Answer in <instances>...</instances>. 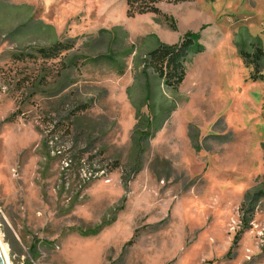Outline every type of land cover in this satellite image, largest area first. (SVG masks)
Instances as JSON below:
<instances>
[{"label":"rangeland","instance_id":"374dc122","mask_svg":"<svg viewBox=\"0 0 264 264\" xmlns=\"http://www.w3.org/2000/svg\"><path fill=\"white\" fill-rule=\"evenodd\" d=\"M161 10L177 32L123 0H0L11 264H264V58L254 81L242 56L264 52V0ZM189 32L204 51L174 91L144 62Z\"/></svg>","mask_w":264,"mask_h":264},{"label":"trees","instance_id":"16d2710c","mask_svg":"<svg viewBox=\"0 0 264 264\" xmlns=\"http://www.w3.org/2000/svg\"><path fill=\"white\" fill-rule=\"evenodd\" d=\"M127 8V17L135 19L137 16L153 15L164 18L171 23V29L177 32V23L174 18L164 14L161 10L162 5L179 6L192 3L195 0H123ZM199 36L189 32L183 39L174 45L160 44L157 49L148 54L145 59V67L152 71L163 81L166 87L177 91L185 82L187 77V64L194 55L201 54L204 49L199 44ZM71 49L58 43L49 48L37 50L38 57L44 60H58L62 57L65 50ZM244 63L247 66H253L252 78L254 81L262 79L259 76V64L264 58V52L257 50L253 55L242 54ZM24 57L19 56L18 59ZM25 83L24 86L25 87ZM241 234L236 238V243L240 241Z\"/></svg>","mask_w":264,"mask_h":264},{"label":"bare ground","instance_id":"6f19581e","mask_svg":"<svg viewBox=\"0 0 264 264\" xmlns=\"http://www.w3.org/2000/svg\"><path fill=\"white\" fill-rule=\"evenodd\" d=\"M0 250H1V253L3 255V258L6 262V264H11V262L9 261L7 247L2 243L1 239H0Z\"/></svg>","mask_w":264,"mask_h":264},{"label":"water","instance_id":"95a60500","mask_svg":"<svg viewBox=\"0 0 264 264\" xmlns=\"http://www.w3.org/2000/svg\"><path fill=\"white\" fill-rule=\"evenodd\" d=\"M0 264H6L4 258H3V255L1 253V250H0Z\"/></svg>","mask_w":264,"mask_h":264}]
</instances>
